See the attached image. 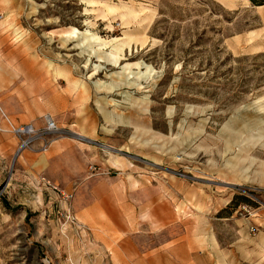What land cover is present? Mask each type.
Instances as JSON below:
<instances>
[{
  "label": "rangeland",
  "instance_id": "rangeland-1",
  "mask_svg": "<svg viewBox=\"0 0 264 264\" xmlns=\"http://www.w3.org/2000/svg\"><path fill=\"white\" fill-rule=\"evenodd\" d=\"M2 112L0 264L66 262L109 193L189 264H264L263 4L0 0Z\"/></svg>",
  "mask_w": 264,
  "mask_h": 264
},
{
  "label": "crops",
  "instance_id": "crops-1",
  "mask_svg": "<svg viewBox=\"0 0 264 264\" xmlns=\"http://www.w3.org/2000/svg\"><path fill=\"white\" fill-rule=\"evenodd\" d=\"M159 198L151 195L152 201L157 202ZM132 201H137L134 194L93 195L92 204L87 207L93 217L87 227L90 240L76 243L75 253H70L69 259L62 264H189L188 232L174 236L165 227L161 229L164 231L158 242L153 237L157 231H134L131 218L135 217L132 214L135 207L131 205ZM168 214L172 216L171 212H166V218ZM114 218H117L116 224H113ZM179 249L185 252V257H174V251Z\"/></svg>",
  "mask_w": 264,
  "mask_h": 264
},
{
  "label": "built area",
  "instance_id": "built-area-1",
  "mask_svg": "<svg viewBox=\"0 0 264 264\" xmlns=\"http://www.w3.org/2000/svg\"><path fill=\"white\" fill-rule=\"evenodd\" d=\"M2 120L3 121H5V124L3 125V123H2ZM9 124H10V126L12 127V129H14V130H16L14 127H13V125L10 123V121H9V118L6 116V114L4 113V112H2V114H1V118H0V131L1 132H9ZM54 125H53V123H50L49 124V127L51 128V127H53ZM20 130H22V129H19V131ZM42 181H43V184H47L48 186H50L51 188H53V189H57V187H55L54 185L52 186L48 181H46L44 178H42L41 179ZM63 196L65 197V198H67L68 196L70 197V195H64L63 194Z\"/></svg>",
  "mask_w": 264,
  "mask_h": 264
},
{
  "label": "bare ground",
  "instance_id": "bare-ground-1",
  "mask_svg": "<svg viewBox=\"0 0 264 264\" xmlns=\"http://www.w3.org/2000/svg\"><path fill=\"white\" fill-rule=\"evenodd\" d=\"M90 2H93V1H90ZM90 37H92L91 35H90ZM94 40H96V41H98V43H99V41H101V42H105L106 43V41H104L103 39H101V37H99V36H93L92 37ZM131 39H129V41H130ZM97 51H99V50H97ZM100 53V52H99ZM108 56H110L111 58H113L116 62H119V60H120V56L118 55V56H115V54H113V53H110ZM99 58H103V55L102 54H99V56H98ZM115 63V62H114ZM54 123V122H53ZM13 125V124H12ZM53 128V127H52ZM21 129V128H20ZM22 131L23 132H29L30 131V127L29 126H26L25 128H23L22 129ZM80 136H82V135H80ZM82 137H84V136H82ZM26 144V142H24V144H23V146ZM22 146V147H23ZM111 151V150H110Z\"/></svg>",
  "mask_w": 264,
  "mask_h": 264
},
{
  "label": "trees",
  "instance_id": "trees-1",
  "mask_svg": "<svg viewBox=\"0 0 264 264\" xmlns=\"http://www.w3.org/2000/svg\"><path fill=\"white\" fill-rule=\"evenodd\" d=\"M251 2H253L254 4H257V5H262L264 4V0H250ZM243 198V197H242ZM245 201H248V199L246 197H244Z\"/></svg>",
  "mask_w": 264,
  "mask_h": 264
}]
</instances>
